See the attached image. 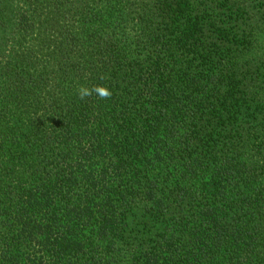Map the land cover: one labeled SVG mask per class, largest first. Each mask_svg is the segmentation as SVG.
<instances>
[{"label":"trees","instance_id":"obj_1","mask_svg":"<svg viewBox=\"0 0 264 264\" xmlns=\"http://www.w3.org/2000/svg\"><path fill=\"white\" fill-rule=\"evenodd\" d=\"M0 264H264V0H0Z\"/></svg>","mask_w":264,"mask_h":264}]
</instances>
